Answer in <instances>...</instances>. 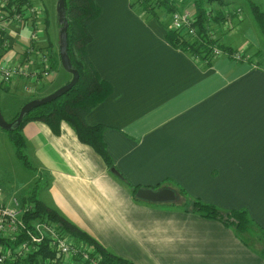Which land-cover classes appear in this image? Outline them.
Here are the masks:
<instances>
[{
  "label": "crops",
  "instance_id": "obj_1",
  "mask_svg": "<svg viewBox=\"0 0 264 264\" xmlns=\"http://www.w3.org/2000/svg\"><path fill=\"white\" fill-rule=\"evenodd\" d=\"M132 1L95 0L100 12L87 27L88 59L111 92L85 121L104 127L106 151L123 180L69 124L62 122L55 133L29 121L22 134L34 169L22 165L27 173L13 184L0 156V182L9 186L3 203L12 206L15 197L25 204L37 181V199L127 264H264V54L258 32L263 40L264 35L255 22L249 36L241 29L245 17H232L231 25L239 23L235 31L213 29L242 58L223 55L207 65L167 40V17H147ZM247 1L264 12V0ZM43 27L37 25L36 45L55 55L51 41L46 47V31L39 35ZM32 31L31 25L10 24L0 58L37 62L38 49L29 51ZM59 71L60 66L54 73ZM20 82L8 85L7 92L26 97L11 118L24 103L42 97H29L15 86L25 85ZM161 182L223 211L245 210L252 223L239 233L196 212L140 202L131 193V186ZM0 247L10 252L15 244Z\"/></svg>",
  "mask_w": 264,
  "mask_h": 264
},
{
  "label": "trees",
  "instance_id": "obj_2",
  "mask_svg": "<svg viewBox=\"0 0 264 264\" xmlns=\"http://www.w3.org/2000/svg\"><path fill=\"white\" fill-rule=\"evenodd\" d=\"M32 3L31 0H8L7 8L23 7L24 3ZM225 0H133L131 7L139 5L141 12L147 14V17L160 19V17H167L163 23L166 28L167 40L176 48H179L195 58L202 60L207 65L211 63V54L214 45L220 47L229 55L233 54V49L230 46L221 44L218 38L212 39L210 36V28L212 23H223L226 20L229 9L226 11ZM217 3L222 8L211 9ZM9 6V7H8ZM252 16L257 23L259 29L264 35V12L253 2H249ZM65 16L68 21L67 28V51L72 67L77 70L79 78L77 83L67 92L57 97L56 99L39 105L33 108L24 118L20 125L7 131V136L15 149V155L22 165L28 170L34 168L27 159L24 148L25 139L22 134L24 125L29 121H40L47 124L55 133H59L60 124L65 122L74 130L78 140L90 146L105 162L108 169L113 168L112 160L106 151V147L102 138L103 126H91L86 123L85 116L90 110L103 101L111 92L110 85L102 80L87 56V46L91 41V37L87 31L88 25L94 21L100 8L95 0H64ZM22 9V8H21ZM42 10L43 16L37 23L36 20H25L22 26L31 25L33 31L37 29V25L41 24L46 27L48 18L45 10ZM188 11L195 15L194 35L187 34L181 30H176L171 27V15L175 12ZM4 31H0V44L2 43ZM47 38L48 34L46 32ZM33 48L39 50L36 42L30 41ZM51 46L48 38L47 48ZM53 56V57H52ZM49 55V65L52 73L56 71L58 66L61 67L58 52L55 55ZM262 62V61H261ZM7 92L8 85L0 83V91ZM18 112L10 119L12 121L16 118ZM120 179L123 178L115 174ZM38 182L34 184L29 192L28 197H25L24 202L31 203L32 208L27 213H24L22 219L29 224L33 220H42L55 224L57 229L64 234L70 235L75 240L81 241L91 246L94 251L101 257L102 264H127L126 260L112 254L96 242L90 235L79 229L73 223L61 216L55 209L45 205L42 201L37 199ZM146 186H131V193L133 197L141 202H146L137 199L136 191ZM153 189L170 188L175 193V200L170 203H163L168 206L177 207L184 211H192L200 214L203 217L220 221L226 226H232L239 233H242L250 226L251 219L245 210H227L223 211L213 204L203 202L198 198H191L184 189H174L167 184L159 183L151 187ZM23 202V203H24ZM150 203V202H147ZM264 234V232H263ZM264 238V235H263ZM8 243L0 237V246ZM55 254L49 250L46 244L39 247L38 251L27 254L24 258H19L10 264H42L47 258H53Z\"/></svg>",
  "mask_w": 264,
  "mask_h": 264
},
{
  "label": "built area",
  "instance_id": "obj_3",
  "mask_svg": "<svg viewBox=\"0 0 264 264\" xmlns=\"http://www.w3.org/2000/svg\"><path fill=\"white\" fill-rule=\"evenodd\" d=\"M7 2L8 0H0V31L6 30L10 24H14L16 27L22 26L25 20H36L38 23L43 16L42 10L33 3L27 2L24 3L23 7L17 8L16 6L8 9ZM227 14L225 23L230 18L240 14V9H229ZM170 20L173 29L194 35L193 23H195L196 18L193 13L177 11L171 15ZM210 36L212 39L216 38L212 25ZM38 37L37 30H34L29 39L35 42ZM7 46L8 42L3 39L0 44V52L4 51ZM31 46H29V51L34 49ZM223 55L235 60L242 58L241 53L234 52L229 55L214 45L211 60ZM49 58L47 50L39 52L37 62L33 65L0 58V83L9 85L14 80H23L25 81L23 90L33 94L34 89L40 87L43 81L52 75ZM3 194L4 190L0 186V237L8 243H14L15 248L8 252L0 247V264H10L19 258H24L27 254L38 251L43 244H46L55 256L50 259L47 258L42 264H102L101 257L91 246L75 240L70 235L61 233L55 224L42 220H33L27 224L22 216L30 211L32 204H21L18 198L13 197V205L6 206L3 203Z\"/></svg>",
  "mask_w": 264,
  "mask_h": 264
},
{
  "label": "rangeland",
  "instance_id": "obj_4",
  "mask_svg": "<svg viewBox=\"0 0 264 264\" xmlns=\"http://www.w3.org/2000/svg\"><path fill=\"white\" fill-rule=\"evenodd\" d=\"M225 1L229 2L230 4H238L241 6L242 10H241V8H239L240 14L235 15V16L238 17L239 15H241L243 18L245 17L243 19V23L241 24V29L246 31L248 33V35L250 36L251 33L249 32V29L253 28V30H254V26L257 29V26H256L255 21L253 19L248 1L247 0H225ZM33 3L36 5H41L42 9L45 10L47 18H48V24L46 27V32L48 34L49 40L52 42L53 46H56V51L58 52L59 25L57 22V15H56L57 0H34ZM41 7H39V8L41 9ZM135 7L137 9H140L138 4H136ZM222 7H224V6H217V8H222ZM225 8H226L225 9L226 11L228 9H234L235 5H230V6L225 7ZM211 9H215V8L212 6ZM161 18H163V17L161 16L160 19ZM234 18H230L229 20H227L226 21L227 23H225V21L223 23H220V24L212 23V26H213V28L218 27L224 31H227V30L230 31V29H232V31L233 30L235 31L237 29V26L239 23L237 24V22H236L234 25H231V24H233V22L235 20ZM43 29H44V27L41 28V30L39 31V35L42 34ZM216 36H217V34H216ZM258 36L261 38L260 39L261 41L259 43V47H260V50L262 51V53L264 54V40H263V37L260 35V32H258ZM48 38H47V41H48ZM39 52L40 51L38 50V54H39ZM50 57H51V55H50ZM263 61H264V58H263ZM59 72L61 75L54 73L52 80H51V82H52L51 85H45V83H47V81H48V79H46L43 81L42 87L40 89H37L31 95L29 92H27V95H29V97L43 96L45 91H49L51 93V92L57 90L59 87L63 86L64 81H66V79H69L70 74L68 72H66L62 67H60ZM64 76H66L65 79H64ZM16 83L18 84L21 82H20V80H14L9 85L11 86V85L16 84ZM15 86H18L17 88L21 89V91L23 90L22 85H21L22 87L20 85H15ZM24 99H26V97L24 95H19V93H16L13 91H9V92H5L3 90L0 91V110H1V113L3 115V118L6 121H10V119H11L10 114L15 113L18 110L20 103L22 101H24ZM2 154L5 155V161H3V168L5 167V173L9 174V179L11 181H13V184H16V182H18L19 179L22 181V177H24V175H26L27 171L23 168V166L20 163V161L18 160V158L15 157L13 147L7 139V132L0 129V156ZM0 186L4 189H6V187H9L8 185L6 186L5 181H4V184H3V182H0ZM25 189H27V188H25ZM249 232H250L249 234L252 236L257 235V232L252 228H250ZM259 238L262 239V236L260 235Z\"/></svg>",
  "mask_w": 264,
  "mask_h": 264
},
{
  "label": "water",
  "instance_id": "obj_5",
  "mask_svg": "<svg viewBox=\"0 0 264 264\" xmlns=\"http://www.w3.org/2000/svg\"><path fill=\"white\" fill-rule=\"evenodd\" d=\"M56 15H57V22L59 25V41H58V54L60 59L61 67L71 75V79L64 84L63 86L59 87L57 90L46 94L42 97L34 98L26 103H24L18 111V114L15 119L12 121H6L1 113L0 110V129L3 131H11L17 128L20 123L23 121V118L35 107L48 103L57 97L61 96L68 90H70L78 81L79 74L76 69L72 67L70 62L68 51H67V28H68V21L65 16V7H64V0H57L56 3ZM110 171L114 174H117L116 169L113 167ZM135 196L137 199L150 202V203H167L173 202L176 198L175 193L170 188H160V189H153L151 187H141L139 188Z\"/></svg>",
  "mask_w": 264,
  "mask_h": 264
}]
</instances>
